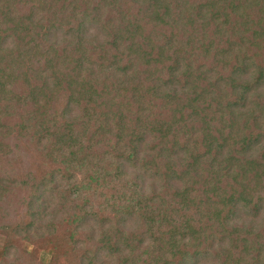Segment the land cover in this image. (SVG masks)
<instances>
[{
    "label": "trees",
    "instance_id": "1",
    "mask_svg": "<svg viewBox=\"0 0 264 264\" xmlns=\"http://www.w3.org/2000/svg\"><path fill=\"white\" fill-rule=\"evenodd\" d=\"M23 145L0 264H264V0H0Z\"/></svg>",
    "mask_w": 264,
    "mask_h": 264
},
{
    "label": "rangeland",
    "instance_id": "2",
    "mask_svg": "<svg viewBox=\"0 0 264 264\" xmlns=\"http://www.w3.org/2000/svg\"><path fill=\"white\" fill-rule=\"evenodd\" d=\"M40 156L39 153L31 146H25L23 145L22 148L16 151L10 152V155H8L6 158H0V167L4 166L5 168L0 169L3 174H6L7 177L11 174L9 171L10 169L17 170L16 172L20 173L21 175H24L25 173L27 174H34V170L37 168V165L40 163ZM9 169V170H8ZM38 169V168H37ZM36 169V170H37ZM37 176L38 174L35 173ZM4 176V175H3ZM1 176V177H3ZM13 176V184L16 186H19V181L20 179L14 174ZM5 177V176H4ZM22 179H24L22 177ZM15 186V187H16ZM20 196V194L18 195ZM6 196H3V193H0V202H10V200L6 199ZM15 201V199H14ZM6 234L1 232L0 230V251L3 249L5 245V240H6ZM16 242L17 250L18 252H22V255L27 251V249L34 248V245H29L25 241H21L18 238L14 239ZM35 258H36V263L38 264H46L45 261L48 259L46 255H43L42 253H35ZM8 262V261H7Z\"/></svg>",
    "mask_w": 264,
    "mask_h": 264
}]
</instances>
